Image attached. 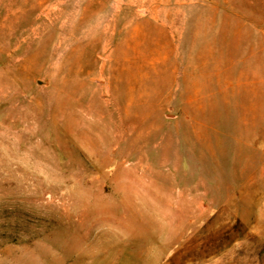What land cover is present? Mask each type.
<instances>
[{
  "label": "rangeland",
  "instance_id": "1",
  "mask_svg": "<svg viewBox=\"0 0 264 264\" xmlns=\"http://www.w3.org/2000/svg\"><path fill=\"white\" fill-rule=\"evenodd\" d=\"M0 264H264V0H0Z\"/></svg>",
  "mask_w": 264,
  "mask_h": 264
}]
</instances>
